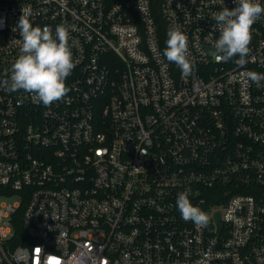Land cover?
Here are the masks:
<instances>
[{"label": "built area", "instance_id": "1", "mask_svg": "<svg viewBox=\"0 0 264 264\" xmlns=\"http://www.w3.org/2000/svg\"><path fill=\"white\" fill-rule=\"evenodd\" d=\"M223 6L235 0H0V82L22 14L66 25L75 62L50 107L0 86V264H264V81L246 78L264 73V14L241 67L213 53ZM172 25L187 77L163 55ZM185 190L206 226L182 219Z\"/></svg>", "mask_w": 264, "mask_h": 264}, {"label": "clouds", "instance_id": "2", "mask_svg": "<svg viewBox=\"0 0 264 264\" xmlns=\"http://www.w3.org/2000/svg\"><path fill=\"white\" fill-rule=\"evenodd\" d=\"M235 4L231 9L223 6L215 14V28L219 32V38L212 47L218 62L239 57L236 63L243 67L250 54L252 25L264 14V6L259 0H235ZM17 28L22 37L20 54L11 65L10 78L0 82V86L10 92L24 90L32 93L37 102L50 107L68 93L65 81L75 67L69 44V29L60 24L53 33V29L47 25L33 26L24 14L13 30ZM166 36L164 57L180 68L182 76L192 75L194 64L188 58L190 53L186 34L178 25H172L167 29ZM246 78L260 86L264 81V73L248 71ZM176 205L184 221H191L199 226L207 225L208 216L193 205L188 190L178 193ZM49 255L52 256L49 264H56L54 255Z\"/></svg>", "mask_w": 264, "mask_h": 264}, {"label": "trees", "instance_id": "3", "mask_svg": "<svg viewBox=\"0 0 264 264\" xmlns=\"http://www.w3.org/2000/svg\"><path fill=\"white\" fill-rule=\"evenodd\" d=\"M156 1V0H155ZM20 212L21 210L18 211V213L16 214V217H14V221H13V225H14V229H15V242H19L18 240V235L23 233V230L21 228V224H20Z\"/></svg>", "mask_w": 264, "mask_h": 264}, {"label": "water", "instance_id": "4", "mask_svg": "<svg viewBox=\"0 0 264 264\" xmlns=\"http://www.w3.org/2000/svg\"><path fill=\"white\" fill-rule=\"evenodd\" d=\"M215 221H216V224H217L218 229H220V227H221V221H220V217H219V214L218 213H216V215H215Z\"/></svg>", "mask_w": 264, "mask_h": 264}, {"label": "rangeland", "instance_id": "5", "mask_svg": "<svg viewBox=\"0 0 264 264\" xmlns=\"http://www.w3.org/2000/svg\"><path fill=\"white\" fill-rule=\"evenodd\" d=\"M11 202V201H10Z\"/></svg>", "mask_w": 264, "mask_h": 264}]
</instances>
